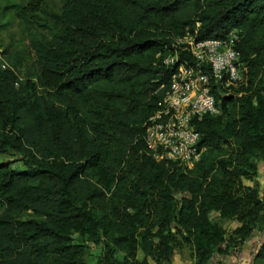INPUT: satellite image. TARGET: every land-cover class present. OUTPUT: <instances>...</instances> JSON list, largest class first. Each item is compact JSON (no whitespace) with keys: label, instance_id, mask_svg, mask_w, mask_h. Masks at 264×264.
<instances>
[{"label":"trees","instance_id":"trees-1","mask_svg":"<svg viewBox=\"0 0 264 264\" xmlns=\"http://www.w3.org/2000/svg\"><path fill=\"white\" fill-rule=\"evenodd\" d=\"M49 26L26 78L0 68V153L24 165L0 162V264H88L89 244L95 264H162L176 235L210 264L224 241L211 213L251 222L261 208L244 180L264 158V0H65ZM231 31L245 84L213 86L220 112L196 120L191 168L156 160L145 125L195 62L178 40Z\"/></svg>","mask_w":264,"mask_h":264},{"label":"built area","instance_id":"built-area-1","mask_svg":"<svg viewBox=\"0 0 264 264\" xmlns=\"http://www.w3.org/2000/svg\"><path fill=\"white\" fill-rule=\"evenodd\" d=\"M237 34L222 38L196 40L186 34L178 41L185 45L194 64L179 63L171 76L169 90L158 103L159 109L145 125L144 142L156 160L177 161L191 168L201 157L204 147L195 122L205 115L220 112L213 86L223 94L246 82L247 67L236 49ZM176 56L165 60L172 64Z\"/></svg>","mask_w":264,"mask_h":264},{"label":"rangeland","instance_id":"rangeland-1","mask_svg":"<svg viewBox=\"0 0 264 264\" xmlns=\"http://www.w3.org/2000/svg\"><path fill=\"white\" fill-rule=\"evenodd\" d=\"M65 0H0V68H13L24 78L30 73V53L33 46L51 36L50 19L58 14ZM258 173L244 183L258 194V214L251 222L239 218H219L211 213L212 221L223 230L220 243L210 264H255L264 244V158L256 156ZM8 161L17 170L24 168L22 157L13 153H0V162ZM243 224L245 227L243 228ZM178 244L171 260L162 264H194L193 249L176 235ZM101 253L100 246L89 244L88 264H95ZM119 257L123 256L120 251ZM143 254L139 251L138 258ZM155 264V262H151Z\"/></svg>","mask_w":264,"mask_h":264}]
</instances>
